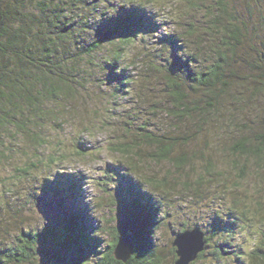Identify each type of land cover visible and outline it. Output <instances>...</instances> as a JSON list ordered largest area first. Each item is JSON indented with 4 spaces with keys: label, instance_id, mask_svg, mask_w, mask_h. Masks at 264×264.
Here are the masks:
<instances>
[{
    "label": "clouds",
    "instance_id": "9594fccd",
    "mask_svg": "<svg viewBox=\"0 0 264 264\" xmlns=\"http://www.w3.org/2000/svg\"><path fill=\"white\" fill-rule=\"evenodd\" d=\"M61 2L76 31L55 45L54 65H29L33 78L21 81L14 101L0 100V248L14 246L25 230L36 232L39 248L48 219L38 198L46 182L70 175L93 223L94 250L79 261L86 264L105 243L96 233L90 181L111 172L118 247L122 179L154 213L143 242L127 221L133 245L120 259L189 264L204 241L184 251L175 241L198 229L219 249L204 264H264V0ZM131 12L154 28H113L98 40L103 22ZM29 14L44 15L39 0H26ZM162 37L175 42L179 70H172L173 48L158 42ZM25 40L31 47V36ZM110 67L123 73L119 82L109 81ZM122 198L135 203L132 194ZM213 217L230 227L213 232Z\"/></svg>",
    "mask_w": 264,
    "mask_h": 264
},
{
    "label": "trees",
    "instance_id": "16d2710c",
    "mask_svg": "<svg viewBox=\"0 0 264 264\" xmlns=\"http://www.w3.org/2000/svg\"><path fill=\"white\" fill-rule=\"evenodd\" d=\"M67 6L62 2L57 3V0H39V7L43 10L44 15L33 17L30 14L24 15L26 0H0V100L8 99L10 103L14 101L13 93L19 94L16 92L17 86L20 85L23 90V84H27L33 78L28 71L29 65L33 67L39 65L40 68L54 65L57 55L55 45L66 42L76 31V28L73 27L74 22L68 21L63 16L64 9ZM46 20L49 23H45ZM58 20H63V24H59ZM37 27L38 31L33 33L32 29ZM113 28L151 30L154 26L148 18L138 13H125L117 19L103 22L100 28L97 29L98 40L102 41L103 33ZM83 30L87 31L86 29ZM26 34L31 36V47L25 40ZM158 42L172 45V70L176 71L183 67L179 58L175 56V42L169 37H162ZM102 46L97 42L96 47ZM160 48L166 55L167 45H160ZM260 58L264 59V55ZM222 60V57L219 58V62H222ZM13 63L15 64L14 68L12 67ZM112 67H115V65ZM213 71H218V69L214 68ZM208 75L209 73H204L203 77ZM122 77L123 73L113 75L112 68H109L110 82L112 80L119 82ZM21 81H23V84H21ZM191 90L194 91L195 89ZM208 107H211V101L208 102ZM141 131L146 132L148 129L144 128ZM103 175V179L110 181L109 185L113 186L115 174L105 172ZM79 183L76 177L58 175L55 184L46 185L45 190L49 191V195L62 198L61 202L58 205L56 204L59 207L60 226L45 228L44 235L42 236L43 233L40 235L41 244L39 248L36 244L38 243L36 233L32 231L21 232L16 238L14 246L6 244L0 248V264H32L34 256L38 254L37 248L39 254L51 253L52 260L56 264H66L64 262L65 255L66 258L72 261V264H79L82 257L94 250L93 242L88 239V232L92 229L93 223L88 216L87 205L81 199ZM104 185L106 186L107 182ZM105 190L109 192L107 189ZM126 193L135 197V203L132 206H127L122 198ZM117 197L121 199V212L125 215H123L124 217L120 222L122 233L128 232V221L136 231L137 240L143 242L145 228L151 222L154 214L151 202L147 197L136 192L134 185L123 179L120 188L117 190ZM115 203L113 193V204ZM94 219L96 220L95 217ZM113 221V217L110 216L106 219V227L98 225L96 233L101 239H103L102 234H107L109 239L97 249V254L90 258L86 264H151L148 257H138L135 254H132L126 262L115 258L114 249L119 240V232L116 226L111 225ZM228 227L230 226L221 222L219 218L213 217L211 220L210 228L213 232ZM211 239V236L204 235L205 247L197 254L196 259L189 264L203 263L209 252L219 254V249L210 247L209 241Z\"/></svg>",
    "mask_w": 264,
    "mask_h": 264
},
{
    "label": "rangeland",
    "instance_id": "374dc122",
    "mask_svg": "<svg viewBox=\"0 0 264 264\" xmlns=\"http://www.w3.org/2000/svg\"><path fill=\"white\" fill-rule=\"evenodd\" d=\"M104 173L101 174V178L99 180H95L94 179V180L90 181V184L92 185V188H93V199H92L93 216L96 218V222H97L98 225H102V226L106 227V225H107L106 224V219L110 218V216L106 215L105 209H109L113 213V215H111V216L115 220V216H114V212H115L114 205L115 204H113V192L111 191V189H112V187L114 185L110 186L109 185L110 181H108L106 179H103L104 178V175H103ZM105 182H107L106 186L104 185ZM47 184L48 183L46 182L45 186H44V189H43V192H42V195L38 199H39L41 211L44 213L45 217L48 219V224L46 225V227L47 228H51L52 226H60L61 220H60L59 207L57 205H58V203L61 202L62 198L61 197L60 198L59 197H54V195H49V191L45 190ZM97 186L100 187V191L99 192H97V190H96ZM105 189H107L109 192H106ZM81 199L83 201L82 193H81ZM121 210H122V208L120 207L119 217H118L120 222L122 221V218L125 216L121 212ZM33 216H35V209H33ZM111 225H113L115 227L114 221H113V223ZM209 227H210V225H209ZM25 231H27V230H25ZM25 231H23V232H25ZM32 232L36 233L34 230ZM43 235H44V233L42 234V236ZM102 235H103V240L106 242V240L109 239V237H107V234H102ZM36 244H37V247H38V243H36ZM41 251L43 252V250H41ZM49 254L40 253L41 264H56L52 260L53 258L51 256V253H49ZM66 257L67 256L65 255L64 262L66 264H72V261L69 258H66ZM204 262L203 263L202 262H197L195 264H204ZM32 264H39L38 254L36 256H34V258L32 260Z\"/></svg>",
    "mask_w": 264,
    "mask_h": 264
},
{
    "label": "water",
    "instance_id": "95a60500",
    "mask_svg": "<svg viewBox=\"0 0 264 264\" xmlns=\"http://www.w3.org/2000/svg\"><path fill=\"white\" fill-rule=\"evenodd\" d=\"M202 234L199 233L198 229H194L192 233H184V234H179L177 235V239L175 241V243L177 244H181L182 242V251L184 250H191L192 247L196 246L198 247L200 245V243L203 240ZM119 244V240L116 244V247H118ZM133 245V239L131 238V236L129 235L128 232L124 233L123 238L121 240L120 246L117 248L116 250V255H115V249H114V256L117 260L122 261V262H126L130 256L124 260V259H120V258H126V253L131 250ZM115 247V248H116ZM203 248H201L199 251L196 252V254L193 256V258L191 260H189V263L194 261L197 257V254L202 250Z\"/></svg>",
    "mask_w": 264,
    "mask_h": 264
}]
</instances>
